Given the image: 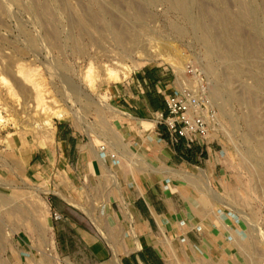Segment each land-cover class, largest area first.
<instances>
[{"label": "rangeland", "instance_id": "1", "mask_svg": "<svg viewBox=\"0 0 264 264\" xmlns=\"http://www.w3.org/2000/svg\"><path fill=\"white\" fill-rule=\"evenodd\" d=\"M151 68L166 70L173 91L203 90L220 119L211 183L238 243L223 237L233 256L214 264H264V0H0V264L86 263L54 253L48 197L80 209L102 237L117 187L37 179L22 157L57 146L59 123L97 146L121 144L111 93ZM151 132L144 139L157 141Z\"/></svg>", "mask_w": 264, "mask_h": 264}, {"label": "crops", "instance_id": "2", "mask_svg": "<svg viewBox=\"0 0 264 264\" xmlns=\"http://www.w3.org/2000/svg\"><path fill=\"white\" fill-rule=\"evenodd\" d=\"M171 81L165 69L151 68L113 88L110 98L121 119L117 133L122 141L117 146L103 144L120 159L116 169L101 156V145L86 141L64 123L57 126V146L26 149L22 160L37 179L74 183L100 179L106 189L117 187L111 192L118 194V200L105 205L106 219L112 224L102 230L106 235L101 233L102 237L80 209L58 195L48 197L53 249L59 259L85 264H214L233 256L237 222L234 225L232 218L225 217L228 213L222 214L220 192L211 183L218 182L221 143L213 138L173 143L165 126L152 124L156 112L166 111ZM152 125L157 141H146L144 132ZM123 141L132 147L130 153ZM209 181L213 192L205 185ZM228 236L234 237L229 242L233 247L225 249L223 237Z\"/></svg>", "mask_w": 264, "mask_h": 264}, {"label": "built area", "instance_id": "3", "mask_svg": "<svg viewBox=\"0 0 264 264\" xmlns=\"http://www.w3.org/2000/svg\"><path fill=\"white\" fill-rule=\"evenodd\" d=\"M203 90L180 88L165 97L166 111H158L152 117L153 124L165 126L172 142L186 139L189 144L196 141L206 142L219 131L220 119L214 107L205 100ZM101 156L106 161L117 164V155L102 144L99 147ZM56 220L61 216L54 214Z\"/></svg>", "mask_w": 264, "mask_h": 264}, {"label": "bare ground", "instance_id": "4", "mask_svg": "<svg viewBox=\"0 0 264 264\" xmlns=\"http://www.w3.org/2000/svg\"><path fill=\"white\" fill-rule=\"evenodd\" d=\"M177 4L179 7L184 8L185 7V0H177ZM229 18V17H228ZM114 73H112L111 71V75H113ZM110 75V74H109ZM253 107V106H252ZM59 116H62L59 114ZM250 121H252V125L256 128L258 122L256 121V116H252V118L250 119Z\"/></svg>", "mask_w": 264, "mask_h": 264}]
</instances>
